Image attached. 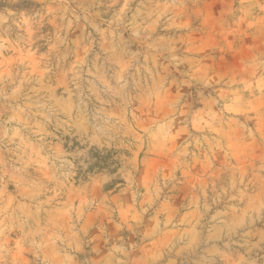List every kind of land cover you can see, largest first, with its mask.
<instances>
[{
	"label": "rangeland",
	"instance_id": "1",
	"mask_svg": "<svg viewBox=\"0 0 264 264\" xmlns=\"http://www.w3.org/2000/svg\"><path fill=\"white\" fill-rule=\"evenodd\" d=\"M0 264H264V0H0Z\"/></svg>",
	"mask_w": 264,
	"mask_h": 264
}]
</instances>
